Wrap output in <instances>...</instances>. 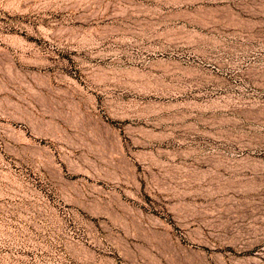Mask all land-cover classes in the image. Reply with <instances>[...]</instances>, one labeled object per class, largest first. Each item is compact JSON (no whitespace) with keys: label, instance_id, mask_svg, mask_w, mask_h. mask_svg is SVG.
<instances>
[{"label":"rangeland","instance_id":"rangeland-1","mask_svg":"<svg viewBox=\"0 0 264 264\" xmlns=\"http://www.w3.org/2000/svg\"><path fill=\"white\" fill-rule=\"evenodd\" d=\"M0 264H264V0H0Z\"/></svg>","mask_w":264,"mask_h":264},{"label":"bare ground","instance_id":"bare-ground-1","mask_svg":"<svg viewBox=\"0 0 264 264\" xmlns=\"http://www.w3.org/2000/svg\"><path fill=\"white\" fill-rule=\"evenodd\" d=\"M182 6V5H181ZM195 10V9H194ZM201 12H203L202 10H200ZM197 12V11H196ZM201 12H197L198 14L199 13H201ZM195 13V12H194ZM205 13V11L203 12V14ZM187 14V13H186ZM207 14V13H206ZM206 14H205V16H206ZM188 15H190V13L188 12ZM187 15V16H188ZM196 15V14H195ZM200 15V14H199ZM197 16V15H196ZM201 16H203L204 17V15H201ZM200 16V17H201ZM199 17V16H198ZM202 17V18H203ZM207 17V16H206ZM205 17V18H206ZM209 17V16H208ZM194 18H197V17H194ZM205 18H203V19H205ZM202 19V20H203ZM207 19V18H206ZM198 20H201V18L199 19L198 18ZM195 21V23L197 24V23H199V21ZM203 21H205V20H203ZM203 21H201L202 23L201 24H203ZM208 21V20H207ZM194 22V21H193ZM238 25V24H237ZM167 48V47H166ZM164 50V49H163ZM166 50V49H165ZM161 51H162V49H161ZM167 51V50H166ZM169 51V50H168ZM162 53H164V54H166V52L165 51H163ZM155 55V54H154ZM175 55V54H174ZM176 56V55H175ZM165 57V56H164ZM173 56L171 55V54H167V56L165 57V58H162V60H161V62L162 63H164L165 64V67H164V69H165V71H170V72H175V71H180L181 70V73H182V70L184 69V71H185V65L183 66V64H182V66L183 67H185V68H183L182 66H181V63H180V60H178L177 58H172ZM161 58V57H160ZM182 59V58H181ZM160 60V59H159ZM185 60V59H184ZM158 62V61H157ZM182 62H183V60H182ZM161 63V64H162ZM186 63H188L187 61H186ZM160 65V64H159ZM163 65V64H162ZM188 65V64H187ZM190 66V65H189ZM194 66H196V65H194ZM151 67V66H150ZM136 68V67H135ZM134 68V69H135ZM190 68V67H189ZM188 68V69H189ZM198 68V67H197ZM150 69V68H149ZM187 69V68H186ZM207 69V68H206ZM209 69V68H208ZM207 69V70H208ZM212 69V68H211ZM136 70H137V68H136ZM161 70V69H160ZM189 70H191V71H189V72H185V74L187 73V76H188V73L189 74H194L193 72H197L196 71V68H194V69H189ZM200 71V70H199ZM202 72V71H201ZM138 73V72H137ZM152 73V72H151ZM163 73V72H162ZM176 73V72H175ZM174 73V74H175ZM180 73V72H179ZM205 73V72H204ZM166 74H167V72H166ZM140 75V74H139ZM142 75V74H141ZM140 75V76H141ZM163 75V74H162ZM197 75H199V74H197ZM196 75V76H197ZM212 75V74H211ZM215 75V74H214ZM214 75L213 76H211V77H214ZM136 76V75H135ZM139 76V77H140ZM190 76H192V75H190ZM195 76V77H196ZM203 76V75H202ZM217 76V75H216ZM142 77V76H141ZM149 77V76H148ZM209 77V76H208ZM218 77V76H217ZM137 78V77H136ZM147 78V77H146ZM173 78H175V77H173ZM180 78V77H179ZM203 78V77H202ZM204 78L207 80V81H209V80H211V79H207V76H206V74L204 75ZM219 78V77H218ZM142 78H140V80H141ZM185 79H187V78H185ZM197 79V78H196ZM159 80V79H158ZM177 80H179V79H177ZM218 80H220V79H218ZM173 81V80H172ZM196 81V80H195ZM213 81V80H212ZM221 81V80H220ZM135 82V81H134ZM147 82V81H146ZM159 82V81H158ZM186 82H187V80H186ZM206 82V81H205ZM219 82V81H218ZM131 83V82H130ZM150 83H151V81H150ZM150 83H148L147 82V85L148 84H150ZM156 83V82H155ZM165 83H167V82H165ZM195 83V82H194ZM193 83V84H194ZM198 83V82H197ZM200 83V82H199ZM204 83V82H203ZM206 83H208V82H206ZM211 83V82H210ZM151 85V84H150ZM158 85V84H157ZM196 85V84H195ZM203 85V84H202ZM224 85V84H223ZM145 86V85H144ZM149 86V85H148ZM152 86H153V83H152ZM216 86V85H215ZM225 86V85H224ZM149 87H151V86H149ZM158 87H159V85H158ZM162 87V86H161ZM201 87V86H200ZM203 88V87H202ZM217 88V87H216ZM218 88H219V85H218ZM151 89V91H152V88H150ZM143 90V89H142ZM218 90V89H217ZM139 91V90H138ZM145 91V90H144ZM144 91H142L143 93H144ZM148 91V90H147ZM143 93H142V95H143ZM149 94H147V96H148ZM163 96V95H162ZM166 97V96H165ZM172 106V105H171ZM176 106H177V104H176ZM207 106V105H206ZM173 108V107H172ZM253 108V107H252ZM249 109H250V107H249ZM214 110V109H213ZM227 111V110H226ZM259 113V112H258ZM257 113V114H258ZM262 114V113H261ZM252 116V115H251ZM250 116V117H251ZM262 118V117H261ZM228 120V119H227ZM260 121V120H259ZM256 122L258 123V121L256 120ZM253 143V142H252ZM254 145V144H253ZM260 145H262V144H260ZM256 146V145H255ZM248 147V146H247ZM254 147V146H253ZM246 148V147H245Z\"/></svg>","mask_w":264,"mask_h":264}]
</instances>
